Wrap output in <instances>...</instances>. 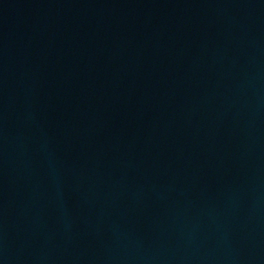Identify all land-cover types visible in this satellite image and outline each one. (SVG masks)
Returning a JSON list of instances; mask_svg holds the SVG:
<instances>
[{
    "label": "water",
    "instance_id": "obj_1",
    "mask_svg": "<svg viewBox=\"0 0 264 264\" xmlns=\"http://www.w3.org/2000/svg\"><path fill=\"white\" fill-rule=\"evenodd\" d=\"M0 264H264V0H0Z\"/></svg>",
    "mask_w": 264,
    "mask_h": 264
}]
</instances>
